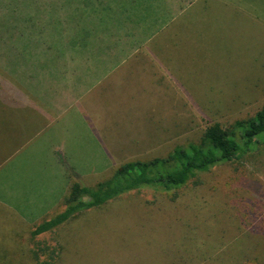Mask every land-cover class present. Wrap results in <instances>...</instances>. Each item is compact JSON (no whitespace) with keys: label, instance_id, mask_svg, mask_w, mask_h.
<instances>
[{"label":"rangeland","instance_id":"rangeland-1","mask_svg":"<svg viewBox=\"0 0 264 264\" xmlns=\"http://www.w3.org/2000/svg\"><path fill=\"white\" fill-rule=\"evenodd\" d=\"M59 1L0 0V49L19 53L20 98L47 102V35L64 32L63 25L48 26L47 3ZM167 2L143 0L146 14ZM202 2L174 17L161 11L163 22L149 49L131 57L118 54L109 83L83 99L69 86L61 92L66 106L56 115L86 116L85 105L100 127L99 156H76V164L61 156L75 179L95 187L125 161L167 156L179 145L198 142L210 124L227 127L262 111L264 0H208L206 10ZM58 48L53 43L52 50ZM33 50L34 71L28 73L21 65ZM88 57L84 62L107 69L108 61ZM158 77L163 88L153 85ZM23 117L27 111L19 114L20 122ZM11 131L5 127L2 134ZM16 143L0 145V264H264V141L177 190H134L36 236L23 223L22 205L28 202V209L46 189L20 164L27 141L19 136Z\"/></svg>","mask_w":264,"mask_h":264},{"label":"crops","instance_id":"crops-1","mask_svg":"<svg viewBox=\"0 0 264 264\" xmlns=\"http://www.w3.org/2000/svg\"><path fill=\"white\" fill-rule=\"evenodd\" d=\"M135 1L60 0L47 3L48 26L63 25L64 30L62 35L58 31L53 37L47 35V102L19 97V91L24 90L16 76V67L20 66V60H17L19 53L0 49V145L6 149L15 148L17 143L14 145V141L19 136L26 140L27 152L26 156L20 158V164H26L28 169L33 170L35 184L46 189L43 196L39 195L40 192L35 195L28 209V202L22 205L26 211L20 216L31 231L66 208L65 198L76 179L69 174L61 156H71L72 162L76 164V156L100 154L98 119L91 116L85 105L82 110L88 113L86 116L56 115L58 108L66 106L61 92L67 91L69 86L74 95L79 92L83 99L99 86L109 83L110 71L115 68H110V65L119 64L116 61L118 54L122 58L127 54L131 57L137 55L139 50L149 49L147 43L153 41L151 38L160 25L158 22H163L160 21L161 11H167L166 15L174 17L185 13L194 2L200 0H168L162 8L158 5L152 7L154 10H150V17L146 14L147 5L143 4V0L138 3ZM202 4L206 10L212 3L203 0ZM53 43H59L58 50H52ZM119 44L122 46L119 47ZM85 51L91 52L84 55ZM92 52L97 55H91ZM34 55V50L33 54L28 53L26 63L21 65L28 73L34 71ZM153 55L157 57V52ZM85 56H89L87 60L96 58L108 61L107 69L105 64L98 67L97 62H84ZM146 65L150 67L149 63ZM152 82L156 88L159 85L163 88L162 78H155ZM110 88L108 84L104 93L107 90L109 92ZM54 94L58 98L57 103L52 102ZM26 111L28 117H23L20 122L19 114ZM5 127H11L12 131L3 135ZM12 150L14 153L15 149ZM42 155H47L45 160ZM73 166L84 179L79 169ZM88 170L94 171V167L88 165Z\"/></svg>","mask_w":264,"mask_h":264},{"label":"trees","instance_id":"trees-1","mask_svg":"<svg viewBox=\"0 0 264 264\" xmlns=\"http://www.w3.org/2000/svg\"><path fill=\"white\" fill-rule=\"evenodd\" d=\"M263 141L264 106L256 116L238 119L227 127L218 122L210 124L198 142L179 145L167 156L125 161L95 187L84 185L77 176L65 198V210L37 226L32 235L50 231L78 212L106 205L134 190L144 187L166 192L177 190L198 173L240 159Z\"/></svg>","mask_w":264,"mask_h":264}]
</instances>
